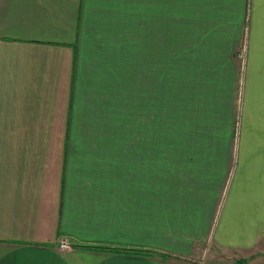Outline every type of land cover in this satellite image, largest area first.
<instances>
[{
    "label": "crops",
    "instance_id": "1",
    "mask_svg": "<svg viewBox=\"0 0 264 264\" xmlns=\"http://www.w3.org/2000/svg\"><path fill=\"white\" fill-rule=\"evenodd\" d=\"M263 242L264 0H0V264Z\"/></svg>",
    "mask_w": 264,
    "mask_h": 264
},
{
    "label": "rangeland",
    "instance_id": "2",
    "mask_svg": "<svg viewBox=\"0 0 264 264\" xmlns=\"http://www.w3.org/2000/svg\"><path fill=\"white\" fill-rule=\"evenodd\" d=\"M243 58V57H242ZM239 59L236 60V63L238 64L237 66L241 69H243V65L246 64V59ZM177 65V61H170V66L173 68H175ZM173 78H171L173 84H177L176 77L175 75L172 76ZM240 89V88H239ZM238 89V91H239ZM175 90V89H174ZM172 93V101L170 106V124H169V129L170 132L171 131H178L180 130V128L184 127L182 120L180 119V113L178 111V96H177V92H171ZM182 97V96H181ZM241 96H240V91L237 93L236 96V107H235V113L233 114L235 116V124L237 125V121H238V113H239V108H240V101ZM236 127V126H235ZM203 247V246H202ZM264 247V242H263V246ZM240 253L236 254V253H232L231 251H222L220 249H216V247L214 246H207L204 248L200 249L199 253H196L195 256H193V262H195V264H210L209 262L211 261H215V262H225L226 264H234V262L236 260L239 259H245L247 260L245 262V264H264V250L263 251H256V252H251L249 254H246L244 257L239 255ZM233 262V263H232ZM216 264V263H214ZM225 264V263H224Z\"/></svg>",
    "mask_w": 264,
    "mask_h": 264
},
{
    "label": "trees",
    "instance_id": "3",
    "mask_svg": "<svg viewBox=\"0 0 264 264\" xmlns=\"http://www.w3.org/2000/svg\"><path fill=\"white\" fill-rule=\"evenodd\" d=\"M77 247L80 248H86V249H91V250H97V251H105V252H119V253H130V254H154L155 252L152 251H142L139 249H134V248H127V247H111L107 245H78Z\"/></svg>",
    "mask_w": 264,
    "mask_h": 264
},
{
    "label": "built area",
    "instance_id": "4",
    "mask_svg": "<svg viewBox=\"0 0 264 264\" xmlns=\"http://www.w3.org/2000/svg\"><path fill=\"white\" fill-rule=\"evenodd\" d=\"M65 242H66V241H65V240H63V241H61V242H60V244H61V245H66V243H65ZM67 246H68V245H67Z\"/></svg>",
    "mask_w": 264,
    "mask_h": 264
}]
</instances>
